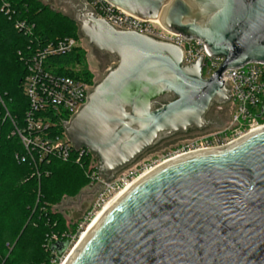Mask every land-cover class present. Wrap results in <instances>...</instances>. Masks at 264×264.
<instances>
[{
	"label": "water",
	"instance_id": "95a60500",
	"mask_svg": "<svg viewBox=\"0 0 264 264\" xmlns=\"http://www.w3.org/2000/svg\"><path fill=\"white\" fill-rule=\"evenodd\" d=\"M106 1L225 57L205 79L203 59L185 65L180 46L118 30L77 0L81 34L117 63L65 129L109 183L163 141L212 126L211 110L231 102L223 73L264 63V0ZM158 166L105 211L65 264H264V128Z\"/></svg>",
	"mask_w": 264,
	"mask_h": 264
},
{
	"label": "built area",
	"instance_id": "2783aa9c",
	"mask_svg": "<svg viewBox=\"0 0 264 264\" xmlns=\"http://www.w3.org/2000/svg\"><path fill=\"white\" fill-rule=\"evenodd\" d=\"M0 2L1 12L12 19L15 11L11 0ZM86 3L91 12L118 30L135 31L180 46L185 53V65H192L203 59L202 76L205 79L215 76L225 61V57L211 56L206 50V43L198 38H186L181 33L176 35L159 23L139 19L106 0H86ZM15 29L26 35H32L33 32V27L22 21L15 23ZM79 48L81 46L78 39L65 38L22 57L27 66L22 91L30 107L26 114V127L16 133L25 149V156L17 157L22 162L29 158L38 164L52 159L68 163L74 156L75 163L85 168V175L91 186L97 188L96 196L84 217L76 223L78 230L75 238L80 241L115 196L145 172L138 173L135 168H130L108 183L99 175L97 157L87 149L75 151L69 140L65 127L86 104L93 84L80 77L82 70L78 67L59 70L51 61ZM221 82L231 94V102L227 106L230 109L229 127L188 142L168 160L199 150L222 147L264 128V63L249 62L241 68L228 70L223 73ZM38 176L40 177L39 173ZM74 239L66 235L55 238L54 243H67V248L59 253L50 245V264H65L77 246L72 247Z\"/></svg>",
	"mask_w": 264,
	"mask_h": 264
},
{
	"label": "trees",
	"instance_id": "16d2710c",
	"mask_svg": "<svg viewBox=\"0 0 264 264\" xmlns=\"http://www.w3.org/2000/svg\"><path fill=\"white\" fill-rule=\"evenodd\" d=\"M11 2L15 11L12 19L1 12L0 2V264H49L46 252L36 254L33 262L32 252H23L20 243L42 241L55 230L56 223L64 228L65 215L53 206L58 185L65 182L68 188L62 187L63 191L75 193L89 186V180L74 156L68 163L52 159L38 164L29 158L25 162L19 159L25 156V149L16 132L26 127L30 107L22 91L27 74L22 57L65 38L78 39L77 23L40 0ZM17 21L33 27L32 35L17 31ZM85 61L86 51L79 48L51 62L59 70L81 65L80 77L92 84Z\"/></svg>",
	"mask_w": 264,
	"mask_h": 264
},
{
	"label": "rangeland",
	"instance_id": "374dc122",
	"mask_svg": "<svg viewBox=\"0 0 264 264\" xmlns=\"http://www.w3.org/2000/svg\"><path fill=\"white\" fill-rule=\"evenodd\" d=\"M40 1L44 3L45 5L51 6V8L54 11H57L58 13L62 15H65L71 19L75 18L74 6L78 4L77 0H40ZM77 34H78V41H79L81 48L86 51V61L84 64L85 69H88V70L90 69L95 77L94 78L95 84L99 83L103 80L106 73L111 69V67L117 63V60L111 58L110 56L106 54H102L98 52L95 48H91L88 44V41L81 34L80 25L78 23H77ZM78 68L80 70L84 69V67H81V65L78 66ZM210 120H212L213 124L208 130L202 133L198 132L197 134L195 133L189 136H178L174 138L173 140H170L169 142H166L165 144H162L161 146H158L156 149L147 153L140 160H138V162L135 163L131 168H135L138 173H144L147 170L154 168L156 165L161 164L162 162L168 160L170 157L169 154L170 153L173 154L172 152H175V150L179 146L183 147L187 142L196 140L197 138L204 136V135H209L212 133L222 131L224 128L229 127L230 109L227 106L226 107L215 106L210 112ZM62 187L66 188L67 184L64 182L58 185L57 194L59 195H57L58 197L57 200L53 202V206H57L55 207V209L61 213L63 212H62L61 207L59 206L61 205L70 206L69 200H72L74 198H80V199L82 198V203L89 202V204H91L96 196L97 188L92 187L90 181H89V186L87 185L86 187H84L81 190H78L75 193L65 192L63 191L64 188ZM72 217H73L72 215L64 216V222H63V226H65L64 228L60 229L59 227H56L57 226V223H56L54 226L55 230H52L51 233H49L45 237V239H43L42 241H37L36 243L31 242V241L21 242L20 248L23 250V252H26V251L32 252L31 254L32 256H30L31 258L30 260L32 261L34 260L33 257H35L36 254L38 255V253L40 254V252L42 253L46 252L49 256V264H50V261L52 258L50 245H53L52 243H54L55 238L57 237L61 238L63 237V235L72 236L73 239L76 237L77 230H78V224L75 223V225H73L71 221ZM31 240H34V239H32L31 237ZM78 242H79V239L75 238L72 242L73 243L72 247L76 246Z\"/></svg>",
	"mask_w": 264,
	"mask_h": 264
},
{
	"label": "flooded vegetation",
	"instance_id": "af4514ba",
	"mask_svg": "<svg viewBox=\"0 0 264 264\" xmlns=\"http://www.w3.org/2000/svg\"><path fill=\"white\" fill-rule=\"evenodd\" d=\"M99 52V51H98ZM101 53V52H100ZM109 56V55H108ZM89 72H90V74H91V76H92V84H93V88L95 87V85H97L98 83H96L95 84V77H94V75H93V73H92V71L89 69L88 70ZM93 90V89H92ZM208 119L210 120V113H209V115H208ZM210 121H212V120H210ZM198 133V132H197ZM196 133V134H197ZM192 134H195V133H191V134H189V135H192ZM189 135H185V136H189ZM174 138H176V137H174ZM174 138H172V139H169V140H166V141H163L159 146H161L162 144H165L166 142H169L170 140H173ZM188 143V142H187ZM186 143V144H187ZM158 147V146H157ZM156 147V148H157ZM155 148V149H156ZM181 149H182V147H178L176 150H175V152H172L173 154H175V153H177V152H179V151H181ZM154 150V149H153ZM152 151V150H151ZM151 151H149V152H151ZM148 152V153H149ZM147 154V153H146ZM145 154V155H146ZM173 154H169V156H172ZM144 155V156H145ZM167 155H168V153H167ZM170 158V157H169ZM69 205L70 206H67V205H61L60 207H61V209H62V212H63V214H65V215H67V216H73L72 217V223L73 224H75V223H77L79 220H81L83 217H84V214H85V212L87 211V209L89 208V202H83L82 203V198L80 199V198H74V199H72V200H69ZM67 206V207H66Z\"/></svg>",
	"mask_w": 264,
	"mask_h": 264
},
{
	"label": "bare ground",
	"instance_id": "6f19581e",
	"mask_svg": "<svg viewBox=\"0 0 264 264\" xmlns=\"http://www.w3.org/2000/svg\"><path fill=\"white\" fill-rule=\"evenodd\" d=\"M160 166H163V165H160ZM157 168H159V166L158 167H155V168H152V169H150V170H147L146 172H145V174L142 176V177H140L139 179H137L133 184H131V185H129L128 186V188L127 189H125L124 191H121L119 194H117L116 196H115V198L110 202V204L106 207V209L103 211V213L100 215V217L105 213V211L124 193V192H126L128 189H130L132 186H134L136 183H138L145 175H147V174H149V173H151L152 171H154L155 169H157ZM99 217V218H100ZM98 218V219H99ZM97 219V220H98ZM97 220L89 227V229H88V231L87 232H89L90 231V229L93 227V225L97 222ZM87 234V233H86ZM86 234L83 236V238L86 236Z\"/></svg>",
	"mask_w": 264,
	"mask_h": 264
}]
</instances>
